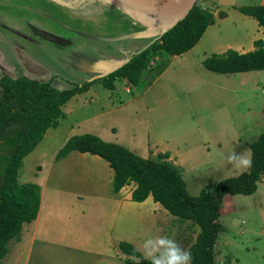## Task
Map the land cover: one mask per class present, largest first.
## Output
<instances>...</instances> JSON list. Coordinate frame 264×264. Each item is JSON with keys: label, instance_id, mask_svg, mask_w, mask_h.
<instances>
[{"label": "rangeland", "instance_id": "1", "mask_svg": "<svg viewBox=\"0 0 264 264\" xmlns=\"http://www.w3.org/2000/svg\"><path fill=\"white\" fill-rule=\"evenodd\" d=\"M69 2L0 0V72L28 74L67 89L97 80L129 59L135 39H106L130 31L132 18L123 9L111 1ZM262 3L222 0L229 15L218 35L225 48L218 51L232 48L226 47L238 17L255 21L235 5ZM206 40L205 34L195 52L154 59L141 86L117 78L111 90L94 82L62 106L66 113L59 125L47 129L18 170V182L39 184L42 198L37 218L23 225L19 240L8 243L1 264H151L143 254L149 238L188 250L197 225L151 196L133 201V182L113 192V170L98 155L72 151L57 160L56 154L71 135L86 132L143 157L168 152L192 195L246 171L249 167L237 169L228 157L243 154L251 160L250 142L264 131V69L210 70L204 59L218 45H204ZM219 220L215 264H264V175L255 192L226 195ZM122 241L133 243L142 256L123 252ZM156 247L159 257L164 245Z\"/></svg>", "mask_w": 264, "mask_h": 264}, {"label": "trees", "instance_id": "2", "mask_svg": "<svg viewBox=\"0 0 264 264\" xmlns=\"http://www.w3.org/2000/svg\"><path fill=\"white\" fill-rule=\"evenodd\" d=\"M204 1L208 0H197L184 19L97 80L59 89L49 81L28 74L11 76L0 72V264L9 251L8 243L12 239L19 240L23 225L38 216L41 187L33 182L19 183L18 170L47 129L59 125L64 114L62 106L74 95L87 91L94 82H101L111 90L115 88L117 78L132 85H143L154 59L190 50L215 22L213 11L203 5ZM236 9L257 20L263 27V37L256 39L254 49L246 52L229 48L212 53L204 59L205 66L212 71L234 73L264 69V4L241 5ZM218 16L225 17L226 12L219 11ZM250 149L251 164L246 171L224 178L197 195L188 191L182 171L169 159L168 152L143 157L94 133L71 135L58 150L56 159L64 158L72 151L103 158L113 170V192L134 182L133 201L143 202L151 196L169 213L197 225L199 232L187 250L191 256L190 264H215L216 244L223 230L219 217L224 197L255 192L264 175V131L250 142ZM119 247L127 254L142 256L131 242L122 241Z\"/></svg>", "mask_w": 264, "mask_h": 264}, {"label": "water", "instance_id": "3", "mask_svg": "<svg viewBox=\"0 0 264 264\" xmlns=\"http://www.w3.org/2000/svg\"><path fill=\"white\" fill-rule=\"evenodd\" d=\"M196 2L197 0H116L114 4L123 9L124 14L129 15L132 20L141 23L145 28L142 31L127 32L106 39L121 40L143 36H154L153 39H156L184 19ZM98 76L100 75L94 77Z\"/></svg>", "mask_w": 264, "mask_h": 264}, {"label": "crops", "instance_id": "4", "mask_svg": "<svg viewBox=\"0 0 264 264\" xmlns=\"http://www.w3.org/2000/svg\"><path fill=\"white\" fill-rule=\"evenodd\" d=\"M221 2H222V0H208V2L206 4L207 6L209 5L211 7V9H212V11H213V13L215 15V22L213 24L209 25L207 27L208 30L206 29V31H205L206 33L203 34V35L206 34V36H207V40H206L207 42L204 45H207V44H210V43L213 44V45H216V44L218 45L219 44L218 43V40H219L218 35L221 32H224V29L221 28V27L224 25L223 23H225L228 20L229 13L226 12L225 10L221 9ZM210 3H211L212 6L210 5ZM262 4H264V3H262ZM236 6H241V5H237L236 4L235 8H236ZM219 11H225L226 12V16L225 17H219L218 16V12ZM244 15H246V14H244ZM247 16H249V15H247ZM249 17H251V16H249ZM237 19L240 21V24L237 23V24L233 25L236 28V32L237 33L235 32V34H234L235 37L234 36L232 37V42H229L226 48L232 47L233 49H235L237 51H240V52H243V51L246 52V51L254 49V41L256 39H258V38H262L263 37V27L258 24L256 19H255V21H252L249 18H243L242 16H241V18L238 17ZM128 20L130 22V28H129L130 31L129 32H138V31L144 30L145 26H143L139 22H136V21H134L132 19H128ZM138 27H139V29H138ZM125 31L123 33H127V31L126 32ZM123 33H121V34H123ZM117 34L119 35L120 33H117ZM153 38H154V36H143V37H135V38H133L136 41V43L133 44V45H135V47L129 49L131 51L128 54L127 59L130 58V56L132 54H134V53L140 51L141 49H143L144 47H146L152 40H154ZM136 39H139L140 42H137ZM147 39H149V41ZM209 40H211V41H209ZM199 41H198V43H199ZM195 46L193 47L194 50H193V48H191L194 52L196 51ZM216 48H225V47L222 46V45H218L217 47L214 48L215 52H221V51H218V49H216ZM192 50H190V51L188 50V52L186 51V53H189ZM212 53H214V52H212ZM148 72H151V70L148 71ZM148 72L145 75L146 77L148 75H150ZM74 96H76V95H74ZM64 113H66V112H64Z\"/></svg>", "mask_w": 264, "mask_h": 264}, {"label": "clouds", "instance_id": "5", "mask_svg": "<svg viewBox=\"0 0 264 264\" xmlns=\"http://www.w3.org/2000/svg\"><path fill=\"white\" fill-rule=\"evenodd\" d=\"M230 162H234L237 169L247 168L251 164L250 157L243 154H232L228 157ZM149 245H152L149 248ZM157 245H164V250L161 255L157 257L153 253L159 251ZM144 256L150 258L151 264H190L191 256L186 250L180 249L172 240L157 239L155 244L151 238L143 242Z\"/></svg>", "mask_w": 264, "mask_h": 264}, {"label": "bare ground", "instance_id": "6", "mask_svg": "<svg viewBox=\"0 0 264 264\" xmlns=\"http://www.w3.org/2000/svg\"><path fill=\"white\" fill-rule=\"evenodd\" d=\"M53 1H55V2H57L59 4H63V5H68V6L72 5V3L69 2V0H53ZM100 1H103V2L114 1L115 2L116 0H100ZM73 4H74L73 6H75V5L77 6L78 2H74ZM79 7H80V5H79Z\"/></svg>", "mask_w": 264, "mask_h": 264}]
</instances>
